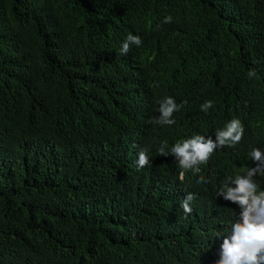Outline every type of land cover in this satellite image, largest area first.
Returning <instances> with one entry per match:
<instances>
[{"label": "trees", "instance_id": "16d2710c", "mask_svg": "<svg viewBox=\"0 0 264 264\" xmlns=\"http://www.w3.org/2000/svg\"><path fill=\"white\" fill-rule=\"evenodd\" d=\"M129 34L142 44L121 55ZM166 96L187 103L149 123ZM234 118L242 141L183 181L158 152ZM254 147L264 0H0V264H215L239 214L217 191Z\"/></svg>", "mask_w": 264, "mask_h": 264}, {"label": "clouds", "instance_id": "9594fccd", "mask_svg": "<svg viewBox=\"0 0 264 264\" xmlns=\"http://www.w3.org/2000/svg\"><path fill=\"white\" fill-rule=\"evenodd\" d=\"M164 23H171L172 17L164 18ZM142 39L139 35L129 34L121 44V55H127L132 45L139 47ZM257 75L255 70L248 72L249 78ZM187 101L177 104L175 100L166 96L157 101L159 115L149 120V123L164 126L173 125L174 113L178 112ZM213 107L212 101H205L201 110L207 112ZM245 128L238 118L231 119L225 126L215 132V139L211 136L196 134L182 139L170 148L167 141L161 143L158 152L161 156L174 157L179 169V179L184 180L185 172L191 170L200 172L199 165L206 164L217 149L234 148L244 137ZM255 167L246 168L243 174L226 177L217 191V196L239 207L238 217L231 223L227 234L217 236L222 239L219 245V259L215 264H264V185L257 183L256 177H264V151L252 148L249 153ZM151 163L147 149L138 152V169ZM205 178L200 176L197 183H205ZM184 198V199H183ZM179 201V209L185 214H191L194 195L188 193ZM183 200V201H182Z\"/></svg>", "mask_w": 264, "mask_h": 264}]
</instances>
